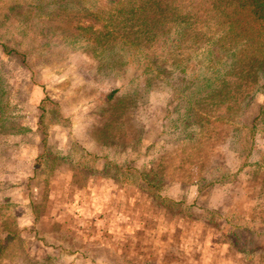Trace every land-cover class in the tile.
<instances>
[{
	"label": "rangeland",
	"instance_id": "rangeland-1",
	"mask_svg": "<svg viewBox=\"0 0 264 264\" xmlns=\"http://www.w3.org/2000/svg\"><path fill=\"white\" fill-rule=\"evenodd\" d=\"M122 1L0 0V264H264V72L193 81L259 36Z\"/></svg>",
	"mask_w": 264,
	"mask_h": 264
},
{
	"label": "trees",
	"instance_id": "trees-1",
	"mask_svg": "<svg viewBox=\"0 0 264 264\" xmlns=\"http://www.w3.org/2000/svg\"><path fill=\"white\" fill-rule=\"evenodd\" d=\"M73 1H80L83 3L85 0ZM117 1L118 0H116V2ZM187 1H191L193 5L195 4L194 0ZM118 3L124 4V1L119 0ZM198 5H207V8L210 11L220 12L223 15L225 14L228 19L223 21L225 26L235 29L239 28L238 34L240 33V36H243L247 41L251 40V42L255 43L257 42V36L253 33H256L262 43L260 47L254 48V52H249L246 58H241L239 56L235 57V59V55L231 56V54H223L221 53L223 51L220 50V48L212 47L210 56L206 57L205 62H201V66L198 67L199 74L196 75L195 79L193 80L194 84H199V93H201V88H203L204 83L210 91V85H213V87L219 89L217 94L221 93V91H224L223 89L226 88L227 84V79L224 76L225 72L227 73L229 71L234 75L246 72L249 78L256 80L258 76L264 72V0H198ZM122 11H127L129 15H137L138 12H143V23H147L148 21L149 26L153 25L155 28L158 27L162 33L168 31L170 27L167 26V24L169 25V22H173L174 24L172 28L175 32H177L178 37L181 38L179 40L182 41H186L187 36H189V25L195 28L194 34L197 36L200 34L199 28L195 27L196 23L200 22H197L196 20H192L190 23L187 22L188 19L194 16V13L190 12L188 16L187 14H183V12L180 10L178 0H138L137 3L130 1L129 7H127V9L123 8L121 5L117 8L118 13ZM178 15L184 18L183 24H187V26H184L183 24H177V20L180 19ZM237 24H240L241 26L238 27ZM157 31L158 30H156V32ZM158 45L159 44H155L154 47L159 49ZM5 49L9 53H18V50L16 49L10 50L7 47H5ZM157 59L158 56H155L153 62L156 61L159 63ZM221 78L223 79L221 80ZM215 91L216 90H213L212 93H209L214 99L218 96L216 95ZM116 92L117 89H114L109 96H113ZM107 163L112 164L109 161H107ZM158 193L159 196L163 197V200L168 197L162 194V192L155 191L156 195H158Z\"/></svg>",
	"mask_w": 264,
	"mask_h": 264
}]
</instances>
